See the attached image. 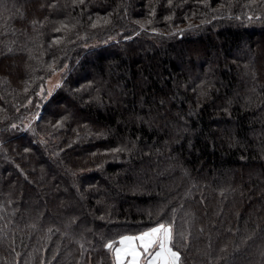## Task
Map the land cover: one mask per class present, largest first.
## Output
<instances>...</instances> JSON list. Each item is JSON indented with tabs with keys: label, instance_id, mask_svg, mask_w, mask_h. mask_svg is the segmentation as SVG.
Masks as SVG:
<instances>
[{
	"label": "trees",
	"instance_id": "trees-1",
	"mask_svg": "<svg viewBox=\"0 0 264 264\" xmlns=\"http://www.w3.org/2000/svg\"><path fill=\"white\" fill-rule=\"evenodd\" d=\"M0 141V264H110L162 208L185 264H262L264 0H0Z\"/></svg>",
	"mask_w": 264,
	"mask_h": 264
},
{
	"label": "snow or ice",
	"instance_id": "snow-or-ice-1",
	"mask_svg": "<svg viewBox=\"0 0 264 264\" xmlns=\"http://www.w3.org/2000/svg\"><path fill=\"white\" fill-rule=\"evenodd\" d=\"M77 2L83 5L85 0H73L74 4ZM169 3H171V0H169ZM52 7H55V5H52ZM168 19H170V17ZM248 19L251 20L252 17L250 16L248 17ZM256 19H259V17H257ZM96 26V23L92 24L93 28H95ZM63 27L66 26L62 25L60 28H56L55 31L60 32ZM141 31H146V29L141 26ZM152 32L154 34L161 35L157 32L156 29H152ZM135 35L139 36L140 32H136ZM172 35H175V33H172ZM126 39H132V37L129 36L126 37ZM59 42V39L52 41L53 44H58ZM49 47H51V45H49ZM9 51H11V49H9ZM56 60L57 58L53 56L52 63L49 65V69L51 70L52 75H55L57 72V69L55 68ZM245 67H247V65ZM66 70H68L67 64H63L59 68V71L62 73ZM62 86V82H58L54 85V88L45 90L43 85H41L40 92L38 93V95H40L43 100L47 101L49 100V98L53 97L54 90L60 89ZM25 91H27V89H25ZM193 91H195V89H193ZM204 94L205 93L202 91L201 95ZM163 104L164 101L161 100L160 105L163 106ZM37 107L39 108L40 106L37 105ZM223 110L227 111V108ZM150 116L151 113H149V117ZM136 118L143 122L151 123L150 119L146 121L145 117L143 116H137ZM34 119H40L39 112L36 113ZM56 126L62 127V120L58 121ZM11 129L20 130V126L17 124H11ZM24 130L34 131L31 127V123L27 125ZM2 146L3 142L0 141V147ZM68 147H71V144H69ZM132 147H135L134 143ZM127 150L129 149H114L115 152ZM24 151L29 152L30 149L26 147ZM93 155L96 154L93 153ZM241 159H244V157L242 156ZM17 167H19V165H17ZM25 179H27V177H25ZM195 187L196 185H193V188ZM77 192H79V189H77ZM190 195L191 190L186 193V196ZM221 195H223V192L221 193ZM200 202L202 204L204 203L203 197H201ZM157 215L161 218L157 220L154 226L146 227L145 229L138 230L135 233L118 234V237L108 238H106L104 234H101V241H106L102 243V247L108 254H110V264H185V258L182 256L181 249L183 248V250L187 251L189 247L191 232L177 231L174 208L172 209V216L168 219L163 218V208L160 210L159 213H157ZM103 218L104 217H100V219ZM49 231H51V229ZM203 231L204 229L201 228L200 232L203 233ZM249 239H251V237H249ZM83 247L84 246L81 245V248ZM13 251H15V249H13ZM221 251H226V249H221ZM17 255H19V253H17ZM259 255L261 257L262 264H264V249L260 250ZM222 259H225L226 264H228L226 258L222 257ZM101 264H103V261H101Z\"/></svg>",
	"mask_w": 264,
	"mask_h": 264
},
{
	"label": "rangeland",
	"instance_id": "rangeland-1",
	"mask_svg": "<svg viewBox=\"0 0 264 264\" xmlns=\"http://www.w3.org/2000/svg\"><path fill=\"white\" fill-rule=\"evenodd\" d=\"M62 41V39L60 40V42ZM62 77H63V73L62 72H60L58 69H57V72H56V74L55 75H50L49 77H47L46 78V80H45V82L43 83V87H44V89L45 90H47V89H52V88H54V85L56 84V83H58V82H62ZM57 89H55L54 90V92L56 91ZM40 92V91H39ZM39 97H41L40 95H39ZM106 156H107V154H105ZM105 156V157H106ZM107 158V157H106ZM105 158V159H106ZM106 160H108V159H106ZM81 163H83L82 161H81ZM100 164V163H99ZM90 169L91 167H79V170H86V169ZM95 184H93V186H94Z\"/></svg>",
	"mask_w": 264,
	"mask_h": 264
}]
</instances>
